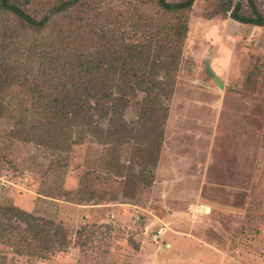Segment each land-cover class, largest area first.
I'll return each mask as SVG.
<instances>
[{"label":"rangeland","instance_id":"1","mask_svg":"<svg viewBox=\"0 0 264 264\" xmlns=\"http://www.w3.org/2000/svg\"><path fill=\"white\" fill-rule=\"evenodd\" d=\"M24 1L37 17L59 3ZM253 1L264 14V0ZM238 4L240 13L251 12L249 0H195L187 12L151 186L135 193L131 180L143 169L134 146L140 136L118 149L87 136L91 141L55 150L49 135L31 132L32 123L19 135L15 119L0 117V202L67 231L64 246L59 239L39 252L17 253L0 238V264H264V25L232 19ZM54 16L41 35L25 37L63 62L51 46L58 40L90 58L109 56L171 15L154 0H85ZM7 19L0 15V25ZM21 57L32 72L38 68L33 55ZM125 119L139 121L132 110ZM86 189L103 198L89 201ZM160 227L165 237L154 238Z\"/></svg>","mask_w":264,"mask_h":264},{"label":"trees","instance_id":"2","mask_svg":"<svg viewBox=\"0 0 264 264\" xmlns=\"http://www.w3.org/2000/svg\"><path fill=\"white\" fill-rule=\"evenodd\" d=\"M154 1L163 16H171L164 25L160 20L152 23L155 27L151 26L142 40H124L118 44V50L97 58L86 56L79 50L80 46H65L58 40L51 46L62 51L65 61L61 62L51 57L53 49H39L43 47H38L36 41L29 43V39L27 43L25 33L41 35L55 14L85 0H59L48 13L39 17L29 11V1L0 0V15L8 17L4 26L0 25L4 30L0 34V117L15 119L19 135L32 123L28 126L31 132L49 135V145L55 150L71 149L91 138L106 149H118L130 143L131 138L140 136L141 141L134 146L142 155L136 163L143 169L131 178L135 193L140 187L151 186L155 179L169 112L168 101L177 83L189 30L187 12L195 2ZM249 5L251 12L240 13L238 4L229 16L240 23L263 26L264 14L253 0H249ZM66 50L72 51L70 60L71 53ZM21 55L28 59L33 55L38 68L32 72ZM128 110L137 115V123L125 119ZM43 143L48 145V142ZM116 162L121 164L119 160ZM83 193H88L89 201L99 202L103 198L94 189L83 190ZM66 235L67 231L54 225L52 220L0 202V238L13 242L17 253L31 248L37 249L36 252L49 250L59 239L64 246Z\"/></svg>","mask_w":264,"mask_h":264},{"label":"built area","instance_id":"3","mask_svg":"<svg viewBox=\"0 0 264 264\" xmlns=\"http://www.w3.org/2000/svg\"><path fill=\"white\" fill-rule=\"evenodd\" d=\"M204 207L203 206H201L200 207V210H202ZM163 230H164V228L163 227H160L157 231H156V233L154 234V238H158V237H160L161 235H162V233H163Z\"/></svg>","mask_w":264,"mask_h":264},{"label":"crops","instance_id":"4","mask_svg":"<svg viewBox=\"0 0 264 264\" xmlns=\"http://www.w3.org/2000/svg\"><path fill=\"white\" fill-rule=\"evenodd\" d=\"M201 206H203V205H201ZM201 206H200V207H201ZM203 207H204V206H203ZM204 210L207 211V209H206L205 207H204L201 211H204ZM165 231H166V230L164 229V230H163V233H162V235H161L160 237H163V236L165 237V235H166V232H165ZM147 232H149V230H147ZM182 246H183V248L186 247L185 244H182ZM138 259H143V257H142V256H139ZM177 261H178V260H177Z\"/></svg>","mask_w":264,"mask_h":264}]
</instances>
